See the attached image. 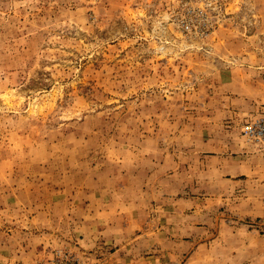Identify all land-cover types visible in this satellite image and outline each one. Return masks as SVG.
I'll return each instance as SVG.
<instances>
[{"label": "rangeland", "instance_id": "374dc122", "mask_svg": "<svg viewBox=\"0 0 264 264\" xmlns=\"http://www.w3.org/2000/svg\"><path fill=\"white\" fill-rule=\"evenodd\" d=\"M264 0H0V264H264Z\"/></svg>", "mask_w": 264, "mask_h": 264}, {"label": "built area", "instance_id": "2783aa9c", "mask_svg": "<svg viewBox=\"0 0 264 264\" xmlns=\"http://www.w3.org/2000/svg\"><path fill=\"white\" fill-rule=\"evenodd\" d=\"M244 137L264 157V113L255 115L243 128Z\"/></svg>", "mask_w": 264, "mask_h": 264}]
</instances>
